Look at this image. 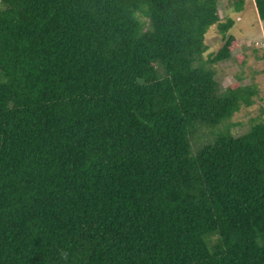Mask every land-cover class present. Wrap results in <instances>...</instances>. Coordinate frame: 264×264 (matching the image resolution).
Instances as JSON below:
<instances>
[{
    "label": "trees",
    "instance_id": "1",
    "mask_svg": "<svg viewBox=\"0 0 264 264\" xmlns=\"http://www.w3.org/2000/svg\"><path fill=\"white\" fill-rule=\"evenodd\" d=\"M246 2L0 0V264H264Z\"/></svg>",
    "mask_w": 264,
    "mask_h": 264
},
{
    "label": "rangeland",
    "instance_id": "2",
    "mask_svg": "<svg viewBox=\"0 0 264 264\" xmlns=\"http://www.w3.org/2000/svg\"><path fill=\"white\" fill-rule=\"evenodd\" d=\"M219 15L225 20V2L219 5ZM230 16L235 20L230 33L237 40V45L233 48L232 58L216 66L217 79L220 80L222 87L236 83L237 75L244 78V85L256 83L259 95L254 106L249 110L248 118L258 117L261 109H264V21L259 19L253 0H247L243 12H231ZM206 44L209 47L207 55L215 54L223 47L224 41L216 26L208 32ZM245 116L246 112L238 114L234 121L239 118L248 119ZM242 133L236 130V135Z\"/></svg>",
    "mask_w": 264,
    "mask_h": 264
}]
</instances>
